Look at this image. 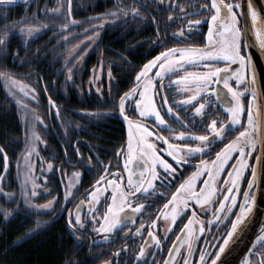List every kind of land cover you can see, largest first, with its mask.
<instances>
[{
  "label": "flooded vegetation",
  "instance_id": "flooded-vegetation-1",
  "mask_svg": "<svg viewBox=\"0 0 264 264\" xmlns=\"http://www.w3.org/2000/svg\"><path fill=\"white\" fill-rule=\"evenodd\" d=\"M225 2L240 5L238 8H234L233 11L237 13V27L240 28L242 34V54L250 56L247 51L243 28L242 0H225ZM80 12L85 18V28L87 27L85 34L91 37V43L100 42L97 45L96 52L91 49L86 53V56L99 58L98 64L92 66L90 71L98 70L111 74L107 71L108 67L103 65L102 60H100L103 56H111L106 49L107 47H110L113 56L118 59V69L115 72L117 76L112 75L116 81L113 82L112 78L113 88L110 89L109 93L119 94L115 118L117 121V133L120 137L115 140V145L110 146L108 151H106L105 148L101 149L97 142L93 140H101V131L105 132L106 130L104 126L100 124L94 126L93 120H91L90 124L84 122L86 125L84 129L83 125L80 124L83 134H88L93 139L88 137L84 139L81 135L83 139L81 138L79 141L80 150L78 146L74 147L77 151L74 148L72 149V155L73 157L76 156L77 161L70 163L66 156L67 163L74 168L66 169L67 166L66 168L64 167L67 178L66 180L64 179V182L59 179L60 188L57 189L56 194L50 196L56 197L55 202H57L59 197L72 198L68 203L66 202V212L64 211L60 215H64L67 220L65 223L66 231L74 247L73 256L77 257L80 255L82 260L80 264H184L185 260L188 261V264H200L199 257L203 253L206 255V264H211V260L214 258L218 248L222 246L225 232L231 230L230 222H234L235 217L240 214L241 206L244 204V194L248 193L254 197V201L256 200L258 183L255 180L251 189H249L248 184L253 181L252 171L255 170L261 148L259 133H252L256 142L255 150H252L250 146L245 148L248 168L245 169L238 188L233 189L232 195L236 199V205L231 208V212L226 216L225 213L218 212L217 209L220 202L225 203L226 208L231 205V197L227 202L223 201V196L229 195L227 191L229 186L224 181L229 180L227 173L233 172L236 162L240 159L239 154H233L232 159L227 162L224 172L217 178V192L213 202L201 207L194 200H189L187 208L177 209L179 215L173 224L171 212L174 205L169 204V201L172 195L176 193L179 185L184 183L200 167V154L189 156L185 148L184 151L179 153V156H182L187 163L182 161L180 165H177L172 157L167 154L168 145L162 140H157L154 135L149 138L150 142L159 143V147H162H157L159 154L176 168V172L169 175L157 166L158 178L152 181L154 187L150 188L147 193L141 190V192L128 196V203L131 204V208L126 207L125 212L121 213V226L111 233L97 231L103 225L102 217L105 208L111 203V198L114 195L111 190V184L108 181L116 180L117 183L121 184L124 191L132 192V189L126 187L128 170L124 167L127 156V128L129 120L143 122L150 131L168 138L170 143L178 146L185 144V141L177 139L180 132H184L186 137L189 135H209L211 139L212 134L208 128L211 120H217V127L220 126V121H224L225 124L230 121L229 114L224 110L222 103L215 100L214 95L201 97L198 101L193 102L196 106L200 102L205 103L206 107L203 110V116L197 115L192 105L179 104V101L185 99V93L179 92L175 85L172 87H167V85L171 81L177 80L179 75H183L181 72L179 74L170 73L166 75L162 81L165 87L162 88L159 87L158 78L154 79V83H157L159 89V94L155 96V101L161 115L167 121V126L160 125L151 118H141L138 107L135 104V100L138 97H133L126 101L123 113L120 112L119 108L120 99L124 97V94L136 87V76L147 61L160 55L161 52L167 51L169 48H204L207 45L208 31L214 27L211 22V15L215 14V10L211 8V0H163V2L161 0H81ZM197 20L200 21L199 24L194 23ZM257 27L261 30L259 19ZM181 32H183V35H181ZM108 43H114V45H108ZM94 46L96 47L95 44ZM250 58L251 65L254 66L255 70V61L251 56ZM226 63L228 62H213L216 67H223ZM230 66L233 69L239 67L237 64ZM194 69L206 70L203 64L199 67H194ZM156 71L157 69L154 68L150 75ZM247 71L248 79H250L253 68L249 67ZM118 74H121V76L119 77ZM255 75L256 103L260 109L259 85L260 82L262 84V81L259 80L256 70ZM169 76H171V81ZM231 83L234 88L240 91H244L248 87L247 80L244 84H237L234 80ZM212 87L223 89L222 85H212ZM94 88H97V86H94ZM119 88L121 90L117 91ZM160 94H167L168 105L173 108L175 116L167 113V105L161 104ZM226 94L227 90L220 91L221 96ZM227 95L230 98V94ZM241 99L245 106V114L241 117L242 124L234 126L232 131H227L226 129L225 135L229 137L226 143L237 138L239 135V132L236 131L237 128L243 131L247 127V109L251 101L249 92H244V96ZM49 120L53 125L51 118ZM169 127L174 131H169ZM107 140L111 143L114 141L111 138ZM199 143L198 141H189V146L196 147ZM213 147H215L216 151H220L224 144L218 142ZM203 159L214 160L215 152L211 155H204ZM129 168L135 170L134 181L141 171L144 172L145 178L150 175V172H147V165H144L138 158L129 165ZM102 176L106 177V179L100 181ZM207 180V173L199 177L196 183L197 192L204 187V184L200 181L206 182ZM70 181H74L73 186H69ZM97 181H100V183L98 184ZM65 184L69 187L65 186ZM66 187L68 195L64 196ZM97 188L101 189L97 193L99 203L92 199V193L96 192ZM119 199L118 194L117 200L119 201ZM141 204L143 208L139 212H132V208H136ZM166 204L168 208H165ZM78 211L80 215L79 223L75 219ZM193 212L196 213L195 219L199 223L193 224V236L188 238L184 225L188 223L189 219L193 218ZM164 213L169 214L167 219L164 218ZM213 213L221 216L222 220H215ZM129 216L131 217L130 220L125 218ZM70 219L72 221L71 225L69 224ZM209 221L215 222L209 223ZM201 223L205 227L203 233L198 230ZM169 229L171 230L169 231ZM262 230H264V218L245 253L237 256L238 252H236L231 255L235 257L234 261L232 260V264H257L260 257L253 255L255 251L253 245L257 237L264 234ZM149 232L153 235L149 236ZM177 237H180V239H177ZM157 239L159 244L156 242ZM186 239H191L192 241V254L190 256L188 244L185 243ZM257 247L259 246L257 245ZM141 250L144 252L143 257L140 256ZM223 256H225V253L221 254L220 259ZM219 263L220 260L217 261V264ZM225 263L228 264L227 259Z\"/></svg>",
  "mask_w": 264,
  "mask_h": 264
},
{
  "label": "snow or ice",
  "instance_id": "snow-or-ice-1",
  "mask_svg": "<svg viewBox=\"0 0 264 264\" xmlns=\"http://www.w3.org/2000/svg\"><path fill=\"white\" fill-rule=\"evenodd\" d=\"M13 0H0V4L12 3ZM163 2V0H161ZM239 4H233L232 2H225V0H211V8L215 10V14L211 15V22L214 26L208 31V42L204 48L198 47H187V48H169L167 51H163L160 55L156 56L153 60L149 61L144 65L140 73L136 76V87L130 89L129 92L124 94V97L120 99V112H124V106L128 99L133 97H138L135 100L136 106L140 109V116H152L160 125L167 126V121L164 119V116L161 115L160 109L157 107L155 101V96L159 94V89L157 83L153 82V76L150 75L154 68L158 69L154 76L158 78L159 87H165L162 83L164 77L168 74H178L180 69H183L185 65H190L192 67H199L203 64L206 69L203 72H188L185 71L184 75H179L178 79L171 81V76L169 80L171 81L167 87H172L175 85L177 90L181 93L183 92H192V95L187 96L185 99L179 101L181 105H192L194 107L195 113L197 115L203 116V110L206 105L203 102L198 103L196 106L193 102L198 101L201 97H210L215 96V100L221 102L224 110L229 114L230 121L228 124H225L224 121H220V126L217 127V120H211L208 128L212 134L210 139L209 135H199L192 136L189 135L186 137L184 132H180L177 136V139L185 141L183 146H178L169 142L168 138L157 135L155 132L150 131L148 128L142 126L139 123H134L129 120V141H128V155L125 158V169L128 170L127 177V186L132 189V192L124 191L121 184L117 183L116 180H109L108 183L113 186L112 190L114 193L119 194V201L117 196H112V202L110 205H107L103 214V225L97 231L111 233L117 230L122 223L121 213L125 212L126 207L131 208V204L128 203V196L134 195L137 192L147 193L150 188H153V180L158 178V173L156 171L157 166L163 169L165 173L169 175L176 172V168L173 167L166 159H164L157 150V145L153 142H150L149 138L156 136L157 140H162L165 144L168 145L166 149L168 156L172 157L177 165H180L183 161L187 163L186 160H183L182 156H179V153L187 149L189 156L200 154V167L196 172L184 182L179 185V188L176 190V193L172 195L169 204L174 205L171 212V220L174 224L179 212L177 209H183L188 207V201L194 200L197 204L203 207L205 204H210L213 202L217 188V178L224 172L227 162L232 159L234 153H238L240 159L236 162L233 172L227 173L229 180L224 181L229 187L227 191L229 195L223 196V201L227 202L231 197V205L226 208V204L223 202L219 203L217 209L218 212L225 213V216L231 212V208L236 205V199L232 195L233 189H237L239 182L242 178V175L245 169L248 168L247 155L245 148L251 147L252 150L256 148V142L253 139L252 133H259L264 131V126L261 125L258 117L260 116L259 107L256 103L257 100V90H256V75L254 66L251 65L250 56L242 54V34L239 27H237V13L233 11L234 8H238ZM207 7V5H205ZM248 8L251 9L252 5L249 2ZM68 10L71 11V0H68ZM55 11H59L56 9ZM134 11H136L134 9ZM223 13V15H221ZM253 21L257 20V13L255 10L251 12ZM171 19V18H170ZM71 24L77 23L75 20L69 21ZM199 24L200 21L197 20L194 22ZM63 27L67 28L68 24H64ZM24 31V29H21ZM32 29L27 30L28 35H32ZM183 35V32H181ZM256 37L259 41V47L264 50V32L257 29ZM4 43V39H0V44ZM226 61L223 67L214 66L213 62ZM237 64L239 67L237 69L231 68L230 65ZM249 67L253 68L251 73V78L248 79V69ZM0 75H7L6 73ZM235 81L237 84H244L247 80L248 87L244 91L237 90L233 87L231 81ZM13 84H19V82L12 80ZM212 85H222L223 89H215ZM227 90L225 96L220 95V91ZM23 91V88H21ZM244 92H249L251 96V101L247 109V127L240 131L238 128L236 131L239 132L237 138L231 142H227L229 137L225 135V131H232L234 126L241 125V117L245 114V106L242 103V97ZM161 95V104L167 105L166 111L169 114L175 116L173 108L168 105V96L167 94ZM211 115V114H210ZM127 119V117H125ZM134 129V131H133ZM169 131H174L169 127ZM189 141H198L196 147L189 146ZM223 143L224 147L220 151H216L213 145L217 143ZM215 152L214 160H204V155H211ZM0 153H3V148H0ZM5 159H7L6 153H3ZM137 158L143 160L144 165H147V169L150 172V175L145 178L144 172L141 171L137 176V179L134 181L133 176L136 175L135 170L129 168V165L136 161ZM52 167L51 164L48 166ZM143 167V165H141ZM207 173L208 180L200 181L204 184V187L197 192L196 183L199 177ZM253 181L248 184L249 189L253 187L255 182V171H252ZM2 179V178H0ZM106 177H100V181L105 180ZM100 181H97L99 184ZM146 184V186H145ZM101 189L97 188L96 192L92 193L93 201L99 203V198L97 193ZM32 195H36L35 191L32 192ZM68 194H66L67 196ZM254 197L250 196L248 193L244 194V204L241 206L240 214L235 217L234 222H230V231H226L222 240V246L218 248V251L215 253L214 258L211 260V264H217V261L220 260L221 254L225 252L226 247L229 245V242L233 240V235L237 233L238 226L241 225L244 220L247 218V214L252 210V204H254ZM53 202L49 201L48 204L41 205L40 207L51 208ZM143 208V205H139L136 208H132V212H139ZM165 208H168V205H165ZM9 213H5L7 217ZM164 218H168V213H164ZM215 220H222V217L213 213ZM192 219L188 220V223L184 225V228L187 230V237L191 238L193 236V224L199 223L195 219L196 213H192ZM126 219H131V217H125ZM77 223L80 222L79 211L75 217ZM215 221H209L213 223ZM69 224H72L71 219ZM171 229H169L170 231ZM199 232L203 233L205 231L204 225L201 223L199 227ZM264 233V230H262ZM139 234V230H138ZM149 236L153 234L148 233ZM107 239V237H105ZM180 239V237H177ZM157 244L159 240L157 239ZM185 243L188 244L189 256L192 254V241L191 239H186ZM257 245L259 247H257ZM175 247V246H174ZM255 249L253 255L259 256L260 259L257 261V264H264V234H261L257 237L255 244L253 245ZM179 254V253H177ZM144 252L141 250L140 256L143 257ZM200 264H206V255L201 254ZM184 264H188V261L185 260Z\"/></svg>",
  "mask_w": 264,
  "mask_h": 264
},
{
  "label": "trees",
  "instance_id": "trees-1",
  "mask_svg": "<svg viewBox=\"0 0 264 264\" xmlns=\"http://www.w3.org/2000/svg\"><path fill=\"white\" fill-rule=\"evenodd\" d=\"M80 1L71 0L70 12L68 0H30L24 3L0 4V39H4V43L0 44V74H7L0 75V148H3V153L7 156L5 159L4 154L0 153V178L2 177L0 196L1 188L4 186L2 174L10 170L12 150L17 148L15 144L19 142L21 145L20 122L19 126L17 124L18 111L12 105L15 101L4 91L3 77L32 82L33 86L38 88L40 97L46 102L43 106H38L39 114L46 109L48 115H51L50 118H56L59 123H63L67 118L68 103L76 105L75 103L78 104L80 100L98 92L97 88H94L95 71L90 70L92 66L98 64L99 58L86 56L85 63L80 62L79 66H74L79 69L72 66L77 56L81 54L80 37L85 36L87 28L85 18L80 12ZM56 9L59 11H55ZM71 20L77 23H69ZM66 23L67 28L63 27ZM28 29L33 30L32 35L27 34ZM99 44L100 42H93V52H96ZM111 44L114 45L108 43ZM71 47L73 51H70ZM106 49L111 56H103L100 60L108 67L107 71L115 76L118 59L113 56L110 47ZM71 73L78 77L73 78V81H70V78L65 80V76ZM112 78L113 82L116 81L115 77ZM66 85L73 87L71 96L66 97L63 92ZM119 90L121 88L117 89ZM107 91L110 92V89ZM118 95L116 93L112 97L118 98ZM44 102L40 101L39 104ZM20 115L19 108V117ZM56 134L52 140L50 136L48 137L46 145L38 144L34 150L38 149L39 152L42 149L46 150L48 144L60 151L64 150L67 143L63 139V134L58 130ZM82 136L87 138L89 135ZM19 150V163L24 158L27 159V155L29 159L37 154L32 147L27 151H22L21 148ZM27 179L28 181L24 183L22 180L19 181V186L22 182L19 191L29 190L31 196L22 192L23 196L17 199L19 209L8 217L0 211V264H80L82 261L80 255L73 256L75 251L67 235L66 217L58 215L60 207L54 208L57 203H53L51 208L40 207L53 199L50 196L56 194L60 188L59 179H53V176L48 178L38 171L36 175L30 174ZM33 191L36 193L34 196Z\"/></svg>",
  "mask_w": 264,
  "mask_h": 264
},
{
  "label": "rangeland",
  "instance_id": "rangeland-1",
  "mask_svg": "<svg viewBox=\"0 0 264 264\" xmlns=\"http://www.w3.org/2000/svg\"><path fill=\"white\" fill-rule=\"evenodd\" d=\"M25 1L27 0H13V2H25ZM84 35H87V36L80 37L81 47H82L81 54L77 56L75 63L72 65L73 67L79 66L80 62L85 63L86 53L92 49L93 43H91V37L88 34H84ZM70 51H73V47L70 48ZM149 61H147L145 64H147ZM74 69H79V67H74ZM185 71L203 72L205 70H195L194 67L190 65H185L183 69L179 70L178 74L181 72V74L184 75ZM152 76H153V82H154V79L156 77L154 76V74H152ZM77 77L78 76L75 73H71L70 75L65 76V80H68L70 78V81H73V78H77ZM93 79H95L94 86H97L98 92H96L94 95H90V97L88 96L83 101L80 100L78 104L75 103L76 105L68 103L69 108L67 109V118L64 120L63 123L57 122L56 118H53V119L51 118V121L54 124L52 125L49 120L50 116L48 115L46 109H45V112H42L39 114L38 106L40 105L43 106V104H45L46 102H44L43 99L40 97V92L38 88L33 86L32 82H29L25 79H22V81H19V79H16L13 77H3L2 85H3L4 91L10 94L9 96L13 99V101H15L13 102L12 105L15 108H17V111H18L17 124L19 126V122H20V126H21V133H20L21 134L20 135L21 145H19V142L15 144L17 148L12 150L13 157H11L10 159L11 160L10 170L8 172L4 171L2 174L4 178L3 179L4 186L1 188L0 211H2L4 214L9 213L10 215L19 209V201L17 199H19V196L20 197L23 196L22 192H24L25 194L28 193L31 196V192L29 190L19 191V187H22V182L23 183L27 182L28 181L27 178L30 176V174L36 175V172L38 171L39 173L41 172L43 176H47L48 178H52L53 176V179H60L62 180L61 182H64L66 180L67 178L65 174L66 166H67L66 169L74 168L71 164L67 163L68 161L66 159V156L68 157V160L70 163L76 162L77 158L76 156L73 157L72 149L78 146V149L80 150V147H81L79 145L80 144L79 141L82 138L81 135H83V130L81 131L80 124L83 125V129L86 128V125L84 124V122L86 124H90L91 120H93L94 126L99 125V124L105 125L104 128L106 130L102 135H100L101 140L97 141L96 139H93L90 136H87V137L93 139L95 142H97V145L101 149L105 148L106 151H108L110 146L115 145V142H116L115 140H117L120 137V135L117 133V127H116L117 121L115 118V113H116L115 111L117 109L118 100L117 98L112 97L113 94L107 91V89H112V86H113L112 74H108L106 72H100L97 70L95 71V77ZM12 80L19 82V84H13ZM21 88H23V91H21ZM72 88L73 87L66 85L65 89L63 90V92L66 94V97L72 95L73 93ZM184 93H185L184 98H186L189 95H192V92H184ZM40 101L44 103L39 104ZM31 105H35V106L31 107ZM19 108L21 109L20 117H19ZM139 111L140 109L138 108V112ZM140 117L154 119V117L152 116H140ZM134 123H139L142 126L146 127L141 121L137 120ZM57 130L59 131L60 134H63V139L67 143L65 150L60 151L58 150V148L57 149L53 148V146L50 144H48L47 147L45 146L46 150L42 149L41 152H39L38 149L37 151L34 150L35 147H38L37 146L38 144H41V146L46 145L45 143L48 140L49 136L51 137V140H52L53 136L57 135L56 134ZM129 131L130 129H129V124H128V128H127L128 141H129ZM110 138L114 139L113 143L107 140ZM26 140H29L30 142H26ZM32 143L34 145H30ZM156 145L158 148L161 147V146L159 147V143H156ZM31 147L33 148L34 152H37L36 155H38V158L35 159V156H36L35 155L34 157H31L28 159V155H27V159L24 158V160L21 163H19V151H20L19 148H21L22 151L24 150L27 151ZM48 147L50 149H48ZM74 149L75 151H77L76 148ZM51 154L53 156H51ZM127 155H128V148H127ZM41 156H43L45 160ZM34 160H35V163H33ZM140 161L143 162V160H140ZM49 164L52 165L51 168L48 167ZM147 172H148V169H147ZM25 177L26 179H24ZM20 180H22V182L20 183V186H19ZM70 185L73 186L74 181H70L69 186ZM65 186H67V184H65ZM67 187H66V194H67ZM112 188L113 186L111 185V190ZM112 193L116 196L118 195V193H114L113 190H112ZM66 194H64V196H66ZM2 196H5V197H2ZM9 196L14 197V198L10 199ZM55 198L56 197H53L51 201L54 204L57 203L54 208L60 207L59 214H58L60 215L66 209L65 207L66 202L68 203V201H70V199L72 198L71 197H59V198L57 197L58 198L57 202H55Z\"/></svg>",
  "mask_w": 264,
  "mask_h": 264
},
{
  "label": "water",
  "instance_id": "water-1",
  "mask_svg": "<svg viewBox=\"0 0 264 264\" xmlns=\"http://www.w3.org/2000/svg\"><path fill=\"white\" fill-rule=\"evenodd\" d=\"M251 3L252 8H248V3ZM251 10H255L257 13V20L253 21ZM241 12L244 21V34L246 40V47L249 55L255 61V70L260 81L259 85V101L260 102V116L258 120L261 125L264 126V50L259 47V41L256 37V30L258 29V19L261 23V31L264 32V0H242ZM260 152L255 167V180L258 183L256 200L252 206L251 212L247 214V218L244 222L238 226L237 233L234 234L233 240L229 242V245L225 249V256L220 259L219 264H232L235 257L231 255L238 252L237 256L245 253L250 243L252 242L260 223L264 218V131H260ZM244 235V237H243ZM226 257V258H225Z\"/></svg>",
  "mask_w": 264,
  "mask_h": 264
},
{
  "label": "bare ground",
  "instance_id": "bare-ground-1",
  "mask_svg": "<svg viewBox=\"0 0 264 264\" xmlns=\"http://www.w3.org/2000/svg\"><path fill=\"white\" fill-rule=\"evenodd\" d=\"M71 101V100H70ZM83 101V100H82ZM10 114V113H9ZM75 123V122H74ZM56 126V125H55ZM17 131V130H16ZM52 131V130H51ZM21 132V131H20ZM93 133V132H92ZM18 134V133H17ZM100 134V133H99ZM21 135V134H20ZM74 140V139H73ZM56 141V140H55ZM12 144V143H11ZM25 215V214H24ZM21 219V218H20ZM19 222V221H18ZM23 231V230H22ZM22 233V232H21ZM50 247V246H49Z\"/></svg>",
  "mask_w": 264,
  "mask_h": 264
}]
</instances>
